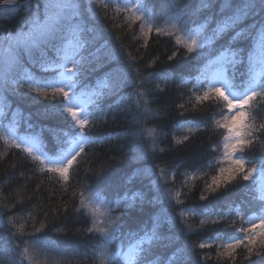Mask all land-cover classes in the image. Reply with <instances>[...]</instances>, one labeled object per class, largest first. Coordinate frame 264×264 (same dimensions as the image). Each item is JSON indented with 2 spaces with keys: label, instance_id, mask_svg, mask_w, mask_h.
Here are the masks:
<instances>
[{
  "label": "snow or ice",
  "instance_id": "1",
  "mask_svg": "<svg viewBox=\"0 0 264 264\" xmlns=\"http://www.w3.org/2000/svg\"><path fill=\"white\" fill-rule=\"evenodd\" d=\"M101 6L106 13L110 7L114 8L118 14H124L130 25H138L145 45L153 29L155 35L173 37L177 51L168 56L169 61H175L181 47L186 55L196 54L199 57L197 63L206 61L204 70L198 69L197 87L193 88L188 103L194 100L196 104L203 105L215 101L214 106L220 111L222 119H214V123L224 130V135L222 145L219 142L213 145V148L222 150L221 166L205 182L206 194L199 197L208 205L199 226L224 223L225 228L234 227L239 219L240 227L226 233L227 238L222 243L215 244L218 258L226 264H236L242 254L247 264H264V0H164L162 8L171 10L166 18L170 29L167 32L157 24L159 15L154 0H101V3H90L87 10L92 13L91 19H95V8ZM40 7L38 0L37 13L25 22L28 25L26 32L18 31L5 36L7 47L3 48V56L0 57V88L7 92L11 85L23 88L26 82L28 91L36 92L40 97L62 98L58 104L49 105V110L58 112L62 109L71 117V128L78 131L72 134L63 132V138L57 135L53 147L46 150L39 134L29 132L19 135L17 121L13 120L8 125L0 121V140L26 154L22 164L14 163L13 168L27 165L30 158L33 166L49 174V180L55 178L58 183L67 185L73 175H79L86 145L96 142L86 131V128L96 125L99 119L96 113L106 116L104 106L107 104L109 111L126 112L132 109L135 112L134 128L141 122H153L161 115L162 109L153 105L157 94L164 89L159 84L155 89L148 85L152 81L169 83L174 77L167 70H152L148 76H143L140 68L133 67L135 61L131 56L125 61L118 51L112 50L106 58L110 62L102 69L103 79L98 80L95 86L84 84L85 65L89 62L85 55L88 50L86 37L91 32L89 38L95 39L96 28L87 27L89 17L81 11L82 3L76 0H46L42 13ZM25 65L39 67L41 75H35ZM208 69H211L210 74ZM185 71L190 73V68ZM128 88L133 92L123 95ZM11 90L16 91L15 88ZM117 97L119 100L114 106L109 101ZM122 101L128 103L121 105ZM90 107L95 111H89ZM176 107L184 109L179 113L184 118L188 109L184 104ZM191 110L195 112V104ZM180 126V123L176 124V127ZM32 127L28 125L29 129ZM128 131L134 137H140L141 141L145 136L151 139V153L153 157L156 155V128ZM188 139L185 135L176 143L183 144ZM257 145L258 155L254 154ZM50 152L53 155H49ZM131 156L137 161L148 158L142 142ZM145 175L157 178L147 190L135 193L130 201L117 199L115 209L106 199L105 190L99 186L85 185L78 194L73 192L79 200L74 211L81 213L83 209L84 218L91 217V225L84 231L91 237L94 264H203L209 257L198 255L196 250L211 248L215 241L194 243L191 248L186 243L179 244V239L193 230L185 225L187 231L180 230L182 236L178 238L174 231L178 228L175 217L168 213H164V219L154 216L150 228L124 232L122 216H126L128 210L142 209L146 204L158 202L160 182H167L164 169H160L157 176L156 166H150L138 168L129 177V183ZM237 191L242 193L243 198L234 196ZM165 192L169 193V190L165 189ZM180 196L177 191L169 193L167 198L182 204ZM221 199L222 203L219 202ZM224 207L228 208L227 212L223 211ZM12 208L15 204L11 208L7 204L0 205V224L3 225L0 228V264H25L26 261L32 264L30 253L60 255L68 251L62 249L57 241L44 236L47 226L43 223L39 228H33L32 232H27L26 222L18 224L15 214L8 215ZM114 211L119 214L113 215ZM229 216L232 217L230 222ZM37 233L40 235L37 236ZM161 245L166 248L171 246L174 251L170 256L159 259ZM72 252L75 254L76 250Z\"/></svg>",
  "mask_w": 264,
  "mask_h": 264
},
{
  "label": "trees",
  "instance_id": "2",
  "mask_svg": "<svg viewBox=\"0 0 264 264\" xmlns=\"http://www.w3.org/2000/svg\"><path fill=\"white\" fill-rule=\"evenodd\" d=\"M16 0H0V3ZM46 0H39L40 12H43L42 5ZM82 3L85 17H89L86 25L89 29L96 28V37L91 42L88 41V63L85 65L86 71L83 83L95 86L98 80L104 77V66L110 61L106 60L112 50L120 53L125 61L129 56L135 61L134 68H140L143 76H148L149 71L167 70L173 74L174 79L165 83L163 81H152L148 87L155 89L159 84L163 92L158 93L157 101L153 107L162 109L160 117L150 123L141 122L135 124V112L108 110L105 104V116L103 113H96L99 117L95 126L86 128L91 134V138L96 142L86 145L85 155L81 158L84 162L79 168V175H73L68 184L58 183L56 179L49 180L48 173H42L37 166H33L30 158L28 164L13 168L14 163L21 165L25 160L26 154L5 144L0 140V205L7 204L10 208L15 204L8 215L15 214L18 224H25L26 231L32 232L33 228H39L41 223L47 227L44 236L57 241L62 249L67 252L56 255H45L43 253H30L33 257L32 264H94L91 237L85 233L84 229L91 225V217L84 218L83 209L81 213L74 211V207L79 205L77 197L73 196L82 191L85 185L99 186L105 190L106 199L111 203L113 209L116 208L117 199H128L129 201L135 193L147 190L151 183H154L156 176H142L129 183V177L136 173V170L156 166L157 176L159 170L166 172V183L161 181V191L157 194L160 200L153 204H146L143 208L128 210L126 216H122L123 230L125 233L136 232L137 230L151 227V220L159 215L162 219L166 218L164 213L175 217L178 225L177 237L182 236L180 230H185V225L193 231L179 239V244H187L189 248L193 244L202 241L213 243L211 248L203 250L197 249L198 255H207L209 258L203 264H226V261L218 258L216 243H222L227 238L226 233H231L234 228L241 225L237 219L234 227L225 228V224L205 225L200 227V221L204 217L207 204L199 197L204 192L205 182L215 175V171L221 166V150L213 148L214 144L223 141L224 130L214 123L215 120L222 119L220 111L215 107V101H209L203 105L196 104L193 100L188 103L189 97L193 95L192 90L196 86V76L198 69L204 70L206 61L197 63L199 57L196 54H185L181 47L174 62L168 60V56L177 51L175 39L168 35H155V30L149 36L145 45L144 37L139 33L138 25H130L125 20L124 14H118L114 8L110 7L105 12L101 6L95 8V19H91L92 13L88 9L90 3H101V0H76ZM156 11L159 15L157 20L164 32L169 31L166 18L171 14V10L162 8L164 0H154ZM38 0H28L25 3L11 5L0 9V57L3 56V48L7 47L5 36L8 33L15 34L18 31L28 29L26 21L37 13ZM89 35L92 36L90 32ZM135 36V39L133 38ZM95 41V42H94ZM94 42V43H92ZM104 44V49L99 45ZM51 55V54H50ZM204 55H207V50ZM35 75H41L39 67L25 65ZM113 67L115 65L113 64ZM190 68V73L185 71ZM209 70V69H208ZM207 70V71H208ZM54 75V73H49ZM28 85L23 88L14 87L13 92L2 91L4 103L7 111L1 118L4 125L11 121L18 122V134H39V138L45 145L46 150L55 144V137L59 135L63 138V132L72 134L76 129L70 126L71 117L62 109L60 111L49 110V105H56L59 99H45L37 95L36 92H29ZM90 90V89H89ZM133 92L128 88L123 91V95ZM119 100L109 101L114 106ZM121 105L127 101L120 102ZM184 104L185 117L181 118L179 113L184 109L176 106ZM195 104V112L191 109ZM91 108V107H90ZM134 109V105H133ZM92 111H95L91 108ZM196 117L193 120V117ZM180 123L182 126L176 127ZM33 125L32 129L28 125ZM138 128H156L158 132L155 141L157 153L153 157L151 153L152 140L147 136L141 141L140 137H134L129 129L135 131ZM194 129V131H189ZM185 135L189 137L183 144H177L176 140L182 139ZM175 138V139H174ZM148 152L146 160L137 161L132 158V151L140 144ZM222 145V144H221ZM159 149H164L160 152ZM53 155V153H49ZM254 154H259V145L254 149ZM23 173V175H22ZM206 173V175H201ZM83 182V183H81ZM179 191L182 204L170 201L167 198L169 193ZM234 196H241L237 191ZM139 199V197H137ZM216 202V201H214ZM220 203L223 202L221 199ZM123 208V204L120 205ZM227 212L228 208L224 207ZM184 215L181 216L180 213ZM113 212V215H118ZM6 219V217H5ZM232 219L229 216L228 221ZM3 225L0 224V228ZM79 230V231H78ZM37 236L40 234L37 233ZM17 243H21L17 241ZM118 243V242H117ZM23 247V244L21 243ZM76 252L73 254L72 250ZM174 251L171 246L161 245L158 249L159 259L170 256ZM253 259H259L254 257ZM25 264H28L26 261ZM236 264H247L243 260V255L237 258Z\"/></svg>",
  "mask_w": 264,
  "mask_h": 264
},
{
  "label": "rangeland",
  "instance_id": "3",
  "mask_svg": "<svg viewBox=\"0 0 264 264\" xmlns=\"http://www.w3.org/2000/svg\"><path fill=\"white\" fill-rule=\"evenodd\" d=\"M66 2H67V0H66ZM28 29H25L24 31L26 32ZM90 33V32H89ZM89 33H88V35H87V37H86V39H88V41L89 42H91L93 39H90L89 37H91V35H89ZM95 42V41H94ZM94 42H92V43H94ZM100 47V49H104L103 47H104V44H100L99 45ZM29 70V69H28ZM30 71V70H29ZM208 73L210 74L211 73V69H209L208 70ZM18 79H21L20 77H18ZM24 84H26V85H28L26 82L24 83ZM14 87H17L16 85H11V87L10 88H14ZM1 89H3V88H0V113H3V115L6 113V111H7V105H5V103H4V97H2L3 95H2V91H1ZM87 97H85V99H86ZM89 111H92L91 110V108H89ZM3 115H0V121H1V118L3 117ZM221 120V119H220ZM76 131H78V130H76ZM19 135H25V134H19ZM223 142V141H222ZM222 144V143H221ZM221 152H222V150H221ZM50 155V154H49ZM221 159H222V157H221ZM102 211H103V209H102Z\"/></svg>",
  "mask_w": 264,
  "mask_h": 264
},
{
  "label": "water",
  "instance_id": "4",
  "mask_svg": "<svg viewBox=\"0 0 264 264\" xmlns=\"http://www.w3.org/2000/svg\"><path fill=\"white\" fill-rule=\"evenodd\" d=\"M27 0H17V1H13V2H4V3H0V8L2 7H6V6H10V5H14V4H20V3H24Z\"/></svg>",
  "mask_w": 264,
  "mask_h": 264
}]
</instances>
